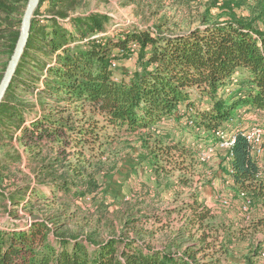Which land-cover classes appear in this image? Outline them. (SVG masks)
<instances>
[{
	"label": "trees",
	"instance_id": "trees-1",
	"mask_svg": "<svg viewBox=\"0 0 264 264\" xmlns=\"http://www.w3.org/2000/svg\"><path fill=\"white\" fill-rule=\"evenodd\" d=\"M83 1H40L0 107V149L21 144L33 174L20 175L18 150L0 154V215L8 222L0 228V264H221L239 243L248 245L246 264H264V174L257 160L264 142L259 154L234 134L221 178L263 214L228 223L193 186L207 178L199 147L173 131L188 129L195 140L208 134L221 144L216 134L227 131L238 111L264 117V0H223L221 14L205 15L186 32L157 26L112 34L109 15H74ZM27 3L0 0V57L8 62ZM129 56H136V71L116 74L113 62ZM36 72L42 88L40 111L33 113L17 91ZM135 135L142 137L141 161L155 177V193L174 198L158 212L140 195L139 205L151 212L143 218L161 222L177 214L181 227L161 248L141 240L140 229L105 240L73 233L72 209L98 192L100 175L115 170H107V155L117 140Z\"/></svg>",
	"mask_w": 264,
	"mask_h": 264
},
{
	"label": "rangeland",
	"instance_id": "rangeland-1",
	"mask_svg": "<svg viewBox=\"0 0 264 264\" xmlns=\"http://www.w3.org/2000/svg\"><path fill=\"white\" fill-rule=\"evenodd\" d=\"M221 2L223 0H216V3L215 0H84V5L74 15L93 12L109 15L111 17L109 26L111 34L118 28L127 30L129 27H133L153 30L157 26L167 33L186 32L198 27L205 15L214 19L221 14L222 11L219 10ZM260 27L264 30V24H261ZM6 62H8L6 57L1 56L0 72H3L2 68ZM113 67L116 74L128 77L136 71V56L115 60ZM25 79L29 81L30 77ZM31 79L34 81L30 82L31 84L20 85L17 93L21 100L29 103L30 110L36 113L40 111L38 102L41 91H38V87L42 88V84L38 79L37 72L31 75ZM233 127H236L237 130H251L255 127L264 129V117L256 112L247 113L244 109L238 111L231 126L227 131H223L226 142H230L231 136H233L232 132L236 130ZM173 131L176 138H183L188 145L199 147L200 152L205 153L208 157L205 182L213 179L212 183L198 184L200 178L198 177L193 186L199 188L201 199L209 209L228 223L241 219L248 220L263 214L260 206L251 207V205L245 204V200L237 195L229 179L223 182L222 169L228 165L229 149L223 148L217 139L207 137L208 134L195 140L197 135H190L191 131L188 129L181 132L175 128ZM141 138L140 135L123 136L114 144L112 151L107 155L110 157L107 170L114 166L116 168L111 173L100 175L98 192L79 201L72 209L73 217L68 228L73 233L83 236L95 234L99 240H105L122 235L134 237L136 230L140 229L143 230L142 234L138 236L141 240L153 247L161 248L181 227L177 214H174L170 220L164 218L161 222L154 220L147 222L143 218L151 213L150 210L144 209L145 204L152 205L156 211L160 212L164 208L173 206L174 198L172 194L169 196L162 193V189H159L162 193L161 196L155 193V177L148 164L141 161L143 151ZM7 150L20 152L23 158V165L19 166L21 176L23 173L33 175L26 166L27 155L21 144L14 141L5 149H0V154H4ZM257 160L260 162L264 174V156L258 157ZM140 195L143 197L146 195L147 198L143 205H139V202H144ZM141 207L142 212L138 213ZM133 213L134 215H132ZM133 218H137L138 221L136 220L135 224L127 225ZM6 223H8L7 219L0 215V228H3ZM233 248L229 261L223 260L221 264H246L244 257L248 252L247 243H239Z\"/></svg>",
	"mask_w": 264,
	"mask_h": 264
},
{
	"label": "water",
	"instance_id": "water-1",
	"mask_svg": "<svg viewBox=\"0 0 264 264\" xmlns=\"http://www.w3.org/2000/svg\"><path fill=\"white\" fill-rule=\"evenodd\" d=\"M40 1L41 0H28V3L24 10L19 38H18L16 47L14 49V52L8 62L3 78L0 82V107L14 79V76L17 72L20 61L26 49V46H27V43L30 37L32 20L40 4Z\"/></svg>",
	"mask_w": 264,
	"mask_h": 264
},
{
	"label": "built area",
	"instance_id": "built-area-1",
	"mask_svg": "<svg viewBox=\"0 0 264 264\" xmlns=\"http://www.w3.org/2000/svg\"><path fill=\"white\" fill-rule=\"evenodd\" d=\"M236 133L242 134L247 139V141L252 145V148L260 154V147L264 142V129L260 127H255L252 128L251 130H246V131L238 130ZM223 134H224L223 131H219L216 135L221 140L222 147L230 150V148L235 143L236 135L231 136L230 142H226L224 140L225 138L223 137L224 136ZM199 159L201 161H206L208 157L205 153L201 152V154L199 155Z\"/></svg>",
	"mask_w": 264,
	"mask_h": 264
},
{
	"label": "crops",
	"instance_id": "crops-1",
	"mask_svg": "<svg viewBox=\"0 0 264 264\" xmlns=\"http://www.w3.org/2000/svg\"><path fill=\"white\" fill-rule=\"evenodd\" d=\"M256 112V111H255ZM247 113H252V112H247ZM256 113H258L259 114V112H256ZM234 129H236V130H234L232 133V135H234L238 130H237V128L236 127H234ZM212 181H213V179L210 181V183H212ZM230 181V184H231V186L233 185V183H232V181L231 180H229ZM209 183V184H210Z\"/></svg>",
	"mask_w": 264,
	"mask_h": 264
}]
</instances>
